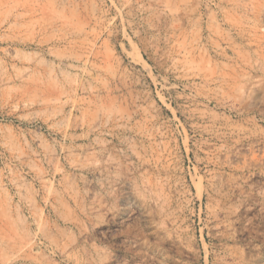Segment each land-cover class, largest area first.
I'll return each instance as SVG.
<instances>
[{"label": "rangeland", "instance_id": "374dc122", "mask_svg": "<svg viewBox=\"0 0 264 264\" xmlns=\"http://www.w3.org/2000/svg\"><path fill=\"white\" fill-rule=\"evenodd\" d=\"M0 264H264V0H0Z\"/></svg>", "mask_w": 264, "mask_h": 264}]
</instances>
